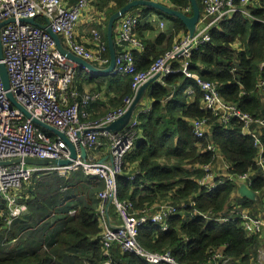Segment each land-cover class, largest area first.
<instances>
[{
    "label": "trees",
    "instance_id": "1",
    "mask_svg": "<svg viewBox=\"0 0 264 264\" xmlns=\"http://www.w3.org/2000/svg\"><path fill=\"white\" fill-rule=\"evenodd\" d=\"M130 1L98 0L99 9L107 10L106 24L114 12ZM197 1L203 11V0ZM260 2L261 8L247 7L255 19L238 12L214 23L208 30L211 40L194 51L189 64L190 72L205 80L218 82L219 91L225 99L254 116L264 113V95L258 92L256 86L260 79H264V0ZM237 3L240 4V0ZM168 5L192 15L190 0H169ZM132 11H138L140 22L137 34L145 45L133 55L137 68L145 71L172 49L169 44L175 34L181 31L185 32L183 36L188 34L187 28L178 18L154 8L141 6ZM152 13L162 15L171 22L174 32L170 36L160 34L154 40L141 38L140 34L151 29ZM103 34L107 41V25ZM164 44L169 45L167 50L162 48ZM106 56L110 59L109 50ZM180 67V62L174 64L175 73L168 75L164 85L155 81L147 88L148 98L152 100L151 110L138 118L139 138L133 150L125 156L122 172L117 177L118 197L132 201L137 211L169 202L188 205L170 217L168 230L152 224L140 229L138 240L147 250H170L183 264H208L211 249L223 248L221 251L232 259L228 264H255L263 244L259 235H247L238 221L216 224L199 216L191 218L194 213V208L189 206L191 201H195L200 211L221 213L236 190L233 184H226L211 191L199 183L205 176L200 167L215 162L208 150L211 130L212 141L232 165L233 173L244 174L255 169L257 152L252 138L243 137L240 125L235 121L225 129L214 118L211 119V114L205 113L201 108L199 87L194 79L179 71ZM80 72L82 70L78 71L75 84ZM90 74V79H109V110L124 106V101L132 97L131 77ZM187 88L194 90L191 99L186 94ZM204 117L209 118L210 129L199 142L191 123ZM41 130L44 131L43 128ZM50 133V137L55 139L54 133ZM132 175L134 178H131ZM253 188H264V180H257ZM103 189L101 179L82 170L64 177L55 172L39 173L24 184L18 194V201L25 204L29 212L15 220L9 229L3 228L8 206L0 198V264H47L50 254L42 250L44 243L56 258L54 264H102L106 260L101 242L103 229L94 203ZM73 208L77 211L70 215L69 211ZM55 217L56 220L50 222ZM25 229L31 230V235L37 239L36 245L10 242ZM3 240L10 243L6 253L2 250ZM112 254L119 264H148L132 253L123 252L118 244L113 246Z\"/></svg>",
    "mask_w": 264,
    "mask_h": 264
},
{
    "label": "built area",
    "instance_id": "2",
    "mask_svg": "<svg viewBox=\"0 0 264 264\" xmlns=\"http://www.w3.org/2000/svg\"><path fill=\"white\" fill-rule=\"evenodd\" d=\"M156 1L169 4V0ZM255 1L260 0H240V4L237 0H203L200 22L205 23V28L197 31L194 37L189 34L182 36L171 50L160 56L145 71L137 68L133 55L134 51L145 47L137 35L140 22L138 11H131L123 16L119 20L115 37L116 67L111 75L131 77L133 95L124 101V106L111 108L102 118L88 122L84 120L89 116L87 109L102 98V93L78 91L75 81L81 68L58 50L55 40L43 26H50L52 31L61 37L64 47L76 56L92 64H109L110 59L106 56L109 47L101 30L95 27L90 30L92 48L81 43L76 37L80 17L91 0H77L74 3L72 0H0V24L14 19V22H9L0 29L4 52L2 61L9 73L10 91L15 95L17 102L32 115V118H28L20 108L13 105L0 75V161L21 160L0 166V198L4 199L8 206L5 228L9 229L15 220L29 212L27 206L18 201V194L24 184L42 172H55L64 177L68 173L82 170L85 174L104 181V189L98 194L101 204L97 209L103 229V254L106 257L102 264H119L112 254L115 244H118L123 252L132 253L148 264H183L170 250H147L140 244L138 237L140 229L148 224L158 226L164 231L168 230L169 227L165 225L170 217L188 205L169 202L158 204L152 209L137 211L132 201L118 197L117 177L122 172L125 156L133 150L139 138L138 118L141 114L149 113L151 107L138 110L128 126L120 131L113 132L106 128L127 113L144 84L154 76L160 75L157 82L164 85L168 75L175 73L174 64L182 61L179 71L195 80L202 93L201 108L205 113L211 114V119L214 118L215 122L225 129L235 121L241 127V135L252 138L257 152L254 158L255 169H250L244 174L231 172L232 165L226 161H221L216 166L204 165L205 176L199 180L202 186L214 191L219 186L233 184L236 190L221 213L200 211L196 208L195 201H191L189 206L194 208L191 218L199 216L216 224L238 221L247 235L257 234L264 242V188H253L257 180H264V113L254 116L243 111L238 104L221 95L218 82L205 80L189 71L190 57L194 51L211 40L208 31L210 27L220 19L238 12L255 19L247 8ZM30 18H35L37 25L22 22V19ZM39 19H42V22L38 21ZM159 25L163 28L164 21L159 20ZM83 71L89 70L83 68ZM256 86L258 92L264 95V79H260ZM189 94H194V90L190 89ZM262 102L264 103V97ZM33 118L55 127L67 136L76 150L72 165L39 167L24 162L26 158L71 159L67 143L57 135L52 139L32 121ZM191 125L199 142L208 135V117L193 120ZM211 144V153L214 157H219L221 149L212 141V130ZM84 149L86 158L83 157ZM101 151L107 154L105 159L103 155L96 156ZM216 167H221L222 171L219 172ZM131 178H134V175ZM241 185L252 189L257 198L251 200L241 196ZM110 206L114 207L117 225H112L105 219ZM76 211L77 209L73 208L69 214L74 215ZM222 249H211L208 264H220L223 258ZM42 250L50 254L47 264H54L56 258L46 243L43 244ZM259 260L264 264V245L258 250L255 264H259ZM229 262L231 261L221 264Z\"/></svg>",
    "mask_w": 264,
    "mask_h": 264
},
{
    "label": "water",
    "instance_id": "3",
    "mask_svg": "<svg viewBox=\"0 0 264 264\" xmlns=\"http://www.w3.org/2000/svg\"><path fill=\"white\" fill-rule=\"evenodd\" d=\"M190 1H191V5H192V15H187L185 12H182L178 9L172 8L169 5L160 3L156 0H132L128 4H126L124 7H122L118 11L114 12L110 16L108 24H107V41H108V47H109L110 62H109V65L103 69L98 68L95 65H93L92 63L82 59L81 57L76 56L75 54L72 53V51L65 48L64 45L62 44L60 36L58 34L54 33L50 26L46 25V26H43V28H45L47 30V32L53 37V39L56 42L58 50L64 56H66L68 59L76 62L79 65V67L81 68V70H83V68H87L89 70V72L94 73L96 75L97 74L109 75L114 71V69L116 67L117 51H116V44H115V37H114L115 24L117 22H119V20L123 16H125L126 14L131 12L133 9H136L138 7H141V6L154 8L157 11H160L166 15H169V16H172V17H175V18H178L179 20H181L184 23V25L186 26L190 37H194V35L197 33V26L200 23L202 11H201V8H200L197 0H190ZM9 22H14V19H9V20H6L3 23H1L0 29L3 25H5ZM22 22L37 25L35 18L22 19ZM3 59H4V52H3V45H2V41H1V37H0V75H1V78L3 81L4 89L7 91V96L10 99V101L13 103V105L16 106L17 108H20L28 118H32V115L22 105H20L17 102L15 95L10 91V88H11L10 77H9L7 67L2 61ZM159 76L160 75L154 76L152 79H150L149 82H147L146 84H144L140 88V90L137 93V96L135 97V99H134L132 105L130 106V108L128 109L127 113L122 118H120L119 120H117V121L113 122L112 124H110L109 126H107L106 127L107 130L116 132L120 125L125 124L128 121V119L131 117L134 110L136 109L138 103L143 98L145 91L147 90L148 86L152 82L157 81ZM32 121L36 125H38L39 127L44 128V129L56 134L57 136L61 137L62 140H64L67 143V145L69 146V149L71 151V159H59V160H47V159H45V160H42V159L26 158V159H24V162L26 164L39 166V167H63V166L72 165V159L76 158V150H75L74 145L67 138V136L63 132H60L59 130H57L55 127L37 119V118H33ZM82 152H83V157L86 158V155H87L86 150L84 149ZM13 161L20 162L21 160L15 159ZM13 161H0V166L10 165ZM239 193L241 196L247 197L251 200H255L257 198V195L255 194V192L252 189L246 187L245 185H241L239 187Z\"/></svg>",
    "mask_w": 264,
    "mask_h": 264
},
{
    "label": "crops",
    "instance_id": "4",
    "mask_svg": "<svg viewBox=\"0 0 264 264\" xmlns=\"http://www.w3.org/2000/svg\"><path fill=\"white\" fill-rule=\"evenodd\" d=\"M72 3H74L73 0H72ZM250 6L253 7V8H261L262 7L260 1H257V2L255 1ZM153 16L154 17L157 16L159 18V20H163L166 23V26H165L166 29H165V27H163V28L160 27L159 21L157 23V20H153ZM107 19H108L107 18V10L106 9L100 10L99 7H98V0H91V2L89 3L88 7L82 13V15L80 17V20H79V23H78V26L76 28V37H77V39L81 43L85 44L87 47L92 48L93 47V43H92V36H91L90 30L95 27V28H98L99 30H101L102 33H103V29L107 25L106 24L107 23ZM38 21L42 22V19H39ZM150 21H151V29H149L147 31H144L142 33V35L140 34L141 38H143L144 40L145 39L154 40L160 34H164L165 36L166 35L170 36L174 32V29L172 27L171 22L168 19L164 18V16H162V15H158V14L152 13ZM144 23H146V21ZM204 28H205V23L200 22L198 24V26H197V31L199 32V31L203 30ZM117 29H118V26H116V28H115V33H114L115 36L114 37H116ZM187 33H188V30H187ZM184 34H185L184 31H181V33H179L178 35L175 34L172 43L169 44L170 47L172 48L173 45ZM169 45L164 44L162 46V48L167 50V47ZM177 62H180V64H182V61H177ZM95 64H97L99 66L98 68H101V67L105 66L103 64H98V63H95ZM105 67H107V66H105ZM101 69H103V68H101ZM80 73H81V74H79L80 77H78L77 82H76L77 89H79V86H80V88H81L80 91H83V92L84 91L92 92V91H95V90H99L102 93V98L99 101H97L95 103H92L87 109L88 114H89L88 119H91V120L99 119V118L103 117L106 114V112L109 110V102L111 101V98H109V79H101V78L90 79L88 75H91L90 74L91 72L82 70V72H80ZM97 75H100V74H97ZM109 75H111V74H109ZM190 89H192V88H187L186 89V94L188 95L189 99L194 97V94H189V90ZM147 92L148 91L146 90L143 98L138 103L136 109L134 110L133 114L128 119V121L125 124L120 125L119 128L117 129V131H120V130L126 128L128 126V124L132 121V118L134 117L135 113L138 110H140L142 108L145 109L147 106L151 107L152 100L150 98H148ZM209 129L210 128L207 129L208 132H209ZM96 156L97 157H101L102 156L105 159L107 154H105L103 151H101V152L97 153ZM216 168H217V170L219 172L222 171L221 167H216ZM103 183H104V181H103ZM100 204H101V200L98 198V201L94 203L95 209H98ZM114 211H115L114 207L110 206L109 210H108V215L105 217V219L107 221L111 222L112 225H117L118 220H117V217H116V214L114 213ZM56 218L57 217L52 218L51 220L54 219V221H55ZM4 227L5 226H3V228ZM28 230L29 229L21 230V232L18 234V236L12 238L10 240V242L17 243L18 241H20L25 236V234H26V232ZM262 245H264V242H263ZM9 246H10V244H9Z\"/></svg>",
    "mask_w": 264,
    "mask_h": 264
},
{
    "label": "rangeland",
    "instance_id": "5",
    "mask_svg": "<svg viewBox=\"0 0 264 264\" xmlns=\"http://www.w3.org/2000/svg\"><path fill=\"white\" fill-rule=\"evenodd\" d=\"M132 12H134V11H132ZM130 13V12H129ZM153 20H157V23H158V21H159V18L157 17V16H153ZM165 23V22H164ZM166 26V23H165V25H164V27ZM165 29H166V27H165ZM147 91H148V89H147ZM44 129V128H43ZM44 131L50 136L51 135V133H50V131H48V130H46V129H44ZM56 137V134H54V138ZM52 221H54V219L53 220H51L50 222H52ZM48 223V222H47ZM47 223L45 224V225H47ZM5 228V227H4ZM30 231L31 230H29V231H27L26 232V234H25V236L20 240L21 241V243L22 244H25V243H29V244H32V245H36V243H37V239L34 237V236H32L31 235V233H30ZM9 249V244H8V242L7 241H2V250H3V252H7V250ZM22 248H20V250H21ZM261 260H259L258 261V263L259 264H261Z\"/></svg>",
    "mask_w": 264,
    "mask_h": 264
},
{
    "label": "bare ground",
    "instance_id": "6",
    "mask_svg": "<svg viewBox=\"0 0 264 264\" xmlns=\"http://www.w3.org/2000/svg\"><path fill=\"white\" fill-rule=\"evenodd\" d=\"M84 120H87L88 122H89V119L88 118H86V119H84ZM211 147H213V145L211 144V145H209L208 146V150L209 151H211ZM214 157V156H213ZM214 159H215V162H214V164H212V165H214V166H216V165H218L221 161H226V162H228L226 159H225V157H224V155H223V153H222V151L220 152V155H219V157H214ZM229 163V162H228ZM230 164V163H229ZM202 170H204V166H202V167H200ZM224 224V223H223ZM166 227H169V222H167L166 223V225H165ZM221 255H222V260H220V264L221 263H223L224 261H231L232 259H231V257H228L227 255H225L224 254V252L223 251H221Z\"/></svg>",
    "mask_w": 264,
    "mask_h": 264
}]
</instances>
